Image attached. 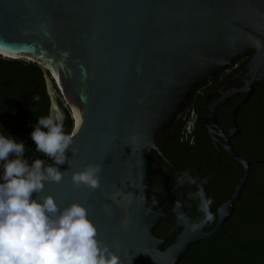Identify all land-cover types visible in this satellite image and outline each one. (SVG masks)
I'll return each instance as SVG.
<instances>
[{"label": "water", "instance_id": "obj_1", "mask_svg": "<svg viewBox=\"0 0 264 264\" xmlns=\"http://www.w3.org/2000/svg\"><path fill=\"white\" fill-rule=\"evenodd\" d=\"M0 55L28 58L47 72L73 121L74 152L66 150L68 162L59 166L64 178L43 194L61 207L82 204L123 264H180L191 245L226 221L220 211L212 231L187 227L163 250L183 213L177 203V226L155 237L174 196L151 210V159L193 93L238 59L252 55L219 91L212 120L217 108L243 94L235 120L264 84V0H0ZM231 156L245 169L229 205L250 174L249 163ZM88 164L102 169L95 190L71 183V174Z\"/></svg>", "mask_w": 264, "mask_h": 264}, {"label": "flooded vegetation", "instance_id": "obj_2", "mask_svg": "<svg viewBox=\"0 0 264 264\" xmlns=\"http://www.w3.org/2000/svg\"><path fill=\"white\" fill-rule=\"evenodd\" d=\"M251 58L252 55L238 59L235 67L222 70L200 85L176 115V120L164 130L158 142L159 152L151 159V210L158 212L171 194L174 196L162 210L161 221L154 232L157 239H163L177 226L174 211L177 203L189 224L202 220L199 200L192 198L201 188L206 197L213 200L210 211L215 217L212 222L204 224L203 232L208 233L216 227L220 211L222 217L227 216L213 235L191 245L180 264H193L194 258L200 260L204 252H211L212 264H264V230L253 231V239L250 231L251 210L261 199L251 197L250 178L256 172H264L263 84L255 87L249 100L239 108L235 120L232 116L237 103L245 97L243 94L217 108L215 120H212L211 112L222 96L219 91ZM244 61L247 63L242 66ZM236 69L240 70L234 73ZM241 87L237 85L236 89ZM231 154L249 163L250 174L239 200L229 205L245 169ZM182 178L183 183L180 182ZM189 179L194 183H189ZM179 226L178 231L169 236L163 250L188 227L180 220Z\"/></svg>", "mask_w": 264, "mask_h": 264}, {"label": "clouds", "instance_id": "obj_3", "mask_svg": "<svg viewBox=\"0 0 264 264\" xmlns=\"http://www.w3.org/2000/svg\"><path fill=\"white\" fill-rule=\"evenodd\" d=\"M32 99L39 101V96ZM64 121L63 111L52 105L49 114L31 126L35 151L51 163L43 159L29 163L24 141L0 133V264H123L99 239V230L82 204L61 207L56 197L43 194L47 184L63 180L66 170L59 166L68 162L66 150L74 152L71 146L76 133L66 132ZM101 171L99 164H88L71 174V183L95 190L100 187ZM189 183L194 181L189 179ZM192 198L199 200L202 220L189 224L183 214L178 219L190 231H197L215 219L210 211L213 200L202 188Z\"/></svg>", "mask_w": 264, "mask_h": 264}, {"label": "trees", "instance_id": "obj_4", "mask_svg": "<svg viewBox=\"0 0 264 264\" xmlns=\"http://www.w3.org/2000/svg\"><path fill=\"white\" fill-rule=\"evenodd\" d=\"M247 61L242 63L244 66ZM240 69H236L234 73ZM47 72L31 62L10 60L0 57V133L22 140L26 146L25 158L31 163L34 159L51 161L42 153L35 151V144L30 139L32 125L37 119L46 117L51 109L50 96L46 88ZM264 86V84L262 85ZM39 96V101L32 98ZM59 109L65 115V131L71 133L73 121L69 110L63 106L61 97L58 98ZM176 120V117L173 119ZM251 197L261 198L251 210L250 231L264 230V172L251 175ZM258 215H261L258 217ZM255 244H259L255 242ZM201 260V261H200ZM194 258L193 264H212L211 252H204L201 259Z\"/></svg>", "mask_w": 264, "mask_h": 264}, {"label": "rangeland", "instance_id": "obj_5", "mask_svg": "<svg viewBox=\"0 0 264 264\" xmlns=\"http://www.w3.org/2000/svg\"><path fill=\"white\" fill-rule=\"evenodd\" d=\"M3 58H6V57H3ZM18 59H19V61H23V62H30L31 61L27 58H18ZM46 88H47V92L50 96L51 107H52V105H56L59 108L58 98L61 96L59 94V91L56 89L55 85L53 84V82L50 79L46 80ZM63 106H65V105H63Z\"/></svg>", "mask_w": 264, "mask_h": 264}, {"label": "snow or ice", "instance_id": "obj_6", "mask_svg": "<svg viewBox=\"0 0 264 264\" xmlns=\"http://www.w3.org/2000/svg\"><path fill=\"white\" fill-rule=\"evenodd\" d=\"M77 129L80 127V121H77Z\"/></svg>", "mask_w": 264, "mask_h": 264}, {"label": "bare ground", "instance_id": "obj_7", "mask_svg": "<svg viewBox=\"0 0 264 264\" xmlns=\"http://www.w3.org/2000/svg\"><path fill=\"white\" fill-rule=\"evenodd\" d=\"M0 56L6 57L5 55H0ZM20 58H24V57H20ZM27 59H28V58H27Z\"/></svg>", "mask_w": 264, "mask_h": 264}]
</instances>
